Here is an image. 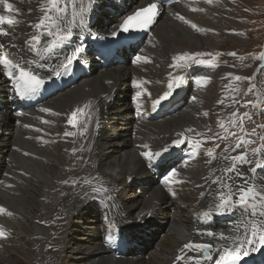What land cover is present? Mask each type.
<instances>
[{"label": "bare ground", "instance_id": "6f19581e", "mask_svg": "<svg viewBox=\"0 0 264 264\" xmlns=\"http://www.w3.org/2000/svg\"><path fill=\"white\" fill-rule=\"evenodd\" d=\"M8 2L13 9L6 10L1 3L0 11L10 13L19 25L10 28L9 36H0V44L9 48L14 57L29 62L33 51L26 41L35 31L30 25L43 16L39 8L45 0ZM59 2L69 6L63 0ZM57 15L55 11L51 13L55 20ZM117 20L113 15L109 25ZM53 25L58 26L57 21ZM61 27H57V35L63 31ZM243 27L232 0H181L170 5L153 26L148 45L141 50L143 61L104 70L93 67L89 76L49 96L42 106L51 111H39L34 119L14 118L0 107V206L4 208L0 212V229L5 232V237L0 238V264H40L44 260L48 264H170L173 254L183 249L189 239L197 240L192 231L194 224L203 225L199 216L216 209L218 185L212 181L224 173L223 165L233 166L232 156L247 153L251 163L237 161L236 172L248 178L245 186L254 183L264 191V170L251 172L258 161L264 164V153L232 147L210 163L202 150L188 167L179 169L176 177L180 182L172 187L157 186L138 155L145 145L160 147L184 133L197 138V133L206 129L219 130L216 117L231 106L221 103V98L233 90L236 74L231 69L222 74V84L215 92L210 90L215 83L210 79L212 73H205L208 79L194 91L195 99L173 116L139 122L130 112L137 93L142 94L138 104L146 108L168 90L172 76L167 73H179L170 64L171 57L185 52L208 56L218 47L213 34L219 31L240 46L246 40L239 31ZM207 40L208 49L203 44ZM12 44L15 47H10ZM4 83L0 75V103ZM73 110H78L75 126L67 123ZM229 177L234 187L244 185L235 173L226 174L224 181L228 182ZM97 180L107 184L133 224H139L149 214L158 220L155 231L146 234L150 238L142 250L132 246L126 256L117 259L101 246L99 230L105 224H99L92 209L95 193L104 192L98 189L101 185ZM258 217L244 214L240 238L234 233L229 236L243 239L252 227L264 223ZM218 245L221 250H234L232 240H221Z\"/></svg>", "mask_w": 264, "mask_h": 264}, {"label": "snow or ice", "instance_id": "6c2138e0", "mask_svg": "<svg viewBox=\"0 0 264 264\" xmlns=\"http://www.w3.org/2000/svg\"><path fill=\"white\" fill-rule=\"evenodd\" d=\"M208 3H211L212 0H207ZM0 3H3L6 10H12L13 4L9 3L8 0H0ZM39 11L43 13V16L40 17L37 23L30 25V27L34 28L37 31V34L31 35L29 40L26 41V45L33 51H37L41 42V37L43 35H48L49 37H53L51 42L46 43L45 51L54 50L57 47L63 45L66 41H69L73 35V31L70 27L66 28V35H57L51 30L50 25H46L47 20H51L52 16L51 13L53 11L57 12V25H63L66 22L67 17V7L61 6L59 0H45V2L41 3ZM158 15V4L151 3L147 7H143L137 10L133 15H129L126 19H124L123 23L120 25V30L123 32H127L130 30L135 29H145L149 27L151 24L154 23L155 17ZM184 19L183 17H180ZM82 19V17H81ZM18 23L13 17L0 15V36L8 35V32L5 31L3 25H13ZM70 23V22H69ZM192 27H197V25L193 24ZM112 35H117L116 32H113ZM15 45H13L14 47ZM4 45L0 44V67H8L12 69V71L8 72L10 78L15 79L16 87L19 95L21 96H30L35 95L40 91V88L44 84V80L35 72L31 70H26L18 63H14L12 59L9 58L8 53L4 52ZM83 49L77 47L74 49L73 54L66 58V63H64L63 67L64 70L67 72L74 61L78 59L80 53H82ZM190 55L200 56L203 55L201 53H182L178 54L177 56L173 57V61L176 60H184L188 58ZM211 55V54H208ZM219 55V54H217ZM235 55V53H232ZM137 60H140L141 57H137ZM264 59V56L261 57ZM200 63H206L205 61H199ZM43 67V65H40ZM53 71H56L53 69ZM15 72H18V75H15ZM59 74L58 72L56 73ZM231 75V74H229ZM177 81L180 77L175 78ZM198 81L208 79L205 76H198L196 77ZM237 81L241 79V77H235ZM179 85L177 84V87ZM173 85L169 83L168 90L164 91L157 99L152 101L153 108L158 106L162 101L166 100L168 97L172 95ZM139 95V93H138ZM150 95V93H149ZM195 99V97L193 98ZM222 103V102H221ZM44 112H50V109H42ZM77 111L73 110L67 123L69 125L75 126L77 123ZM207 115V113H205ZM235 115V114H234ZM66 135H71V133H66ZM176 145L184 143L181 139H177L173 142ZM240 145L238 144L236 147L238 148ZM145 148L148 145L144 146ZM167 151V149H164ZM209 155H211V150H209ZM145 157L151 159L154 156L159 157L161 156V152L152 153L150 151H145L143 153ZM227 159V157H225ZM231 160L233 161V166L231 168L224 169V173H235L241 180L244 181V185H236L235 187L229 181L225 182L223 177L217 176L212 183L217 184L218 188L216 189V198L219 200V203L216 205V215H225L234 211L237 207L243 209L245 212H249L252 216H264V191L259 189L256 184H252L251 186H245L248 184V178L240 172H236V162L240 163H251V161L247 160V153H243L241 155L232 156ZM264 168V164H261L259 161L256 164L255 168L251 169L252 173H255L257 169ZM178 175L176 169H172L168 175L164 176V181L169 182V178L171 176ZM66 182V181H65ZM180 182V181H177ZM10 187V186H9ZM211 195V193H209ZM175 195V193H173ZM205 193H201L203 197ZM235 197V199H234ZM259 201L260 203H257ZM260 209V211H257ZM3 206H0V212H3ZM209 213L205 212L204 216H208ZM5 237V232L3 229H0V238ZM221 240L228 241L232 240V244L234 246V250L231 247H224L219 255V258L216 259L215 264H239L241 259L244 256L249 254V251H256L257 246H264V223H258V225L254 226L250 232V234H246L243 239L237 240L230 236H221ZM183 249H195L197 252H207L211 253L213 249L212 244H205V243H186L183 245ZM182 249V250H183ZM177 259H181V257H177ZM206 259L211 260L212 256L209 254L207 255ZM199 264V262H197Z\"/></svg>", "mask_w": 264, "mask_h": 264}, {"label": "rangeland", "instance_id": "374dc122", "mask_svg": "<svg viewBox=\"0 0 264 264\" xmlns=\"http://www.w3.org/2000/svg\"><path fill=\"white\" fill-rule=\"evenodd\" d=\"M232 1L238 19H241L244 25V27L241 28V30L239 31L244 34L246 40L243 44L237 46L234 45V43L229 38H227V34L225 32L219 31L213 34L214 37L217 39L216 44L218 45V47L210 52V58H212L215 63H217V68L213 72H211L212 74L210 79L215 83L212 82L213 85L210 87V90H213L215 92L219 89V86L222 84L220 80L222 74L229 72L230 69L234 74H236V77L239 76L241 77V79L239 81L233 79V90L229 91V93L227 94L230 96L228 102L229 104H231V106L228 108V110H226V108H224V110H221L218 113L219 117H216V119L226 117V113L239 111L241 108H244L245 103L246 105L249 102L258 103V93L256 90H261L262 94H264V59H261V57L264 56V0ZM208 42L209 40L203 42L204 47L207 49L208 47L206 44ZM232 53H235V55H232ZM223 98L224 100H226L224 96ZM223 98H221V101L223 100ZM209 100L212 101L211 98ZM262 118L263 119H261V121L264 122V117ZM262 129L264 130V125L262 126ZM258 138L260 140L258 139L257 142L261 143L262 140L264 142V136L261 137V132ZM257 142L255 138L254 143ZM263 142L261 144L262 146L264 144ZM257 147L258 144L255 148ZM258 149H261L260 146ZM213 165H215L216 167V164L213 163ZM224 169H226L225 166L223 167V170ZM29 197L30 196H28V198ZM49 253L50 252H47L45 254ZM5 257H7V254H5ZM17 260L18 259H16V261ZM20 260L21 259L19 258L18 261ZM40 264H48V262L44 260Z\"/></svg>", "mask_w": 264, "mask_h": 264}]
</instances>
